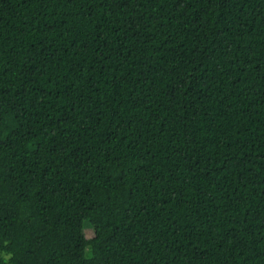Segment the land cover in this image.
I'll return each instance as SVG.
<instances>
[{
  "label": "trees",
  "instance_id": "obj_1",
  "mask_svg": "<svg viewBox=\"0 0 264 264\" xmlns=\"http://www.w3.org/2000/svg\"><path fill=\"white\" fill-rule=\"evenodd\" d=\"M0 264H264V0H0Z\"/></svg>",
  "mask_w": 264,
  "mask_h": 264
},
{
  "label": "rangeland",
  "instance_id": "obj_2",
  "mask_svg": "<svg viewBox=\"0 0 264 264\" xmlns=\"http://www.w3.org/2000/svg\"><path fill=\"white\" fill-rule=\"evenodd\" d=\"M85 234L87 236L88 239L92 238L94 233L91 227H89V225H86L85 227Z\"/></svg>",
  "mask_w": 264,
  "mask_h": 264
}]
</instances>
